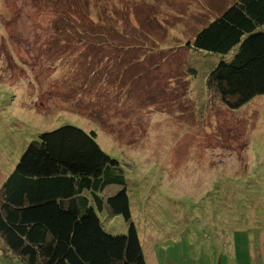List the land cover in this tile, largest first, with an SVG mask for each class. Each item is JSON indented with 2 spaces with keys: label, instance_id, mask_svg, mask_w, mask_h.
<instances>
[{
  "label": "rangeland",
  "instance_id": "rangeland-1",
  "mask_svg": "<svg viewBox=\"0 0 264 264\" xmlns=\"http://www.w3.org/2000/svg\"><path fill=\"white\" fill-rule=\"evenodd\" d=\"M227 7L0 0V188L42 133L78 127L120 163L147 264H264V95L228 108L207 87L223 57L188 47ZM0 264H22L1 240Z\"/></svg>",
  "mask_w": 264,
  "mask_h": 264
},
{
  "label": "trees",
  "instance_id": "trees-1",
  "mask_svg": "<svg viewBox=\"0 0 264 264\" xmlns=\"http://www.w3.org/2000/svg\"><path fill=\"white\" fill-rule=\"evenodd\" d=\"M227 8L188 47L223 57L208 92L239 109L264 95V0ZM113 185L122 189L104 200ZM105 205L129 224L127 234L105 231L97 213ZM0 240L22 264H147L120 163L74 126L32 141L0 188Z\"/></svg>",
  "mask_w": 264,
  "mask_h": 264
},
{
  "label": "crops",
  "instance_id": "crops-1",
  "mask_svg": "<svg viewBox=\"0 0 264 264\" xmlns=\"http://www.w3.org/2000/svg\"><path fill=\"white\" fill-rule=\"evenodd\" d=\"M236 0H229V6L232 4V2H234Z\"/></svg>",
  "mask_w": 264,
  "mask_h": 264
}]
</instances>
